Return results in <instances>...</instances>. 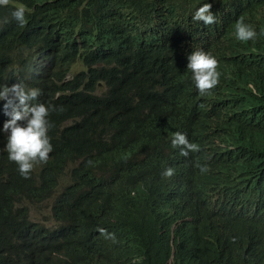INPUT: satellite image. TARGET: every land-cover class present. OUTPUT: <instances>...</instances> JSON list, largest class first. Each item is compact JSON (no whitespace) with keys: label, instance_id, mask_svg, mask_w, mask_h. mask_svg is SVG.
I'll use <instances>...</instances> for the list:
<instances>
[{"label":"trees","instance_id":"trees-1","mask_svg":"<svg viewBox=\"0 0 264 264\" xmlns=\"http://www.w3.org/2000/svg\"><path fill=\"white\" fill-rule=\"evenodd\" d=\"M206 3L213 24L193 19ZM18 6L28 10L23 27L11 19ZM4 17L0 85L38 88L33 103L57 111L49 160L24 178L3 150L0 102V264H264V0H10ZM141 17L154 21L157 42L222 61L226 76L205 106L172 104L176 85L165 80L143 108L110 111L112 95L132 103L135 86L122 77L150 66L123 45L122 19ZM241 17L254 42L236 38ZM104 43L122 54L75 50ZM175 132L200 151L182 156Z\"/></svg>","mask_w":264,"mask_h":264},{"label":"clouds","instance_id":"clouds-1","mask_svg":"<svg viewBox=\"0 0 264 264\" xmlns=\"http://www.w3.org/2000/svg\"><path fill=\"white\" fill-rule=\"evenodd\" d=\"M9 4L10 0H0V7H7ZM211 9V3L204 4L197 9L193 19L207 25L215 23L216 18ZM27 12L24 6L15 7V10L11 12V19L23 27L27 23ZM122 22L128 34L123 43L127 52L134 58L149 62L150 66L132 76L125 74L122 77L135 86L130 91L132 103H124L123 93L112 95L110 111L114 114H124L133 109L143 108L151 91L165 80H174L176 85V91L170 97L172 104L187 103L205 106L206 94L214 91L226 76L222 61L204 49L189 51L177 43L157 42L153 36L155 23L151 18L141 17L134 21L123 18ZM0 23L7 24L10 20L4 17ZM234 27L235 36L241 42H254L257 38L258 33L255 28L245 23L243 17L235 23ZM75 50L85 56L104 60L115 59L122 54L114 43L100 44L95 48L87 47L85 50L75 48ZM94 51L96 54L92 56ZM189 84L193 89H189ZM40 95V89L29 87L22 82L11 86L0 85V102H4V113L9 117L3 125V132L7 134L6 147L3 150L7 152L8 159L18 165L19 173L24 178H28L37 165L46 164L49 154L53 151L49 131L54 125L50 122L49 116L51 112L57 111V108L45 103H33ZM170 139L172 146L175 149L180 148V154L184 157H188L189 153L200 151L199 145L189 142L183 132L171 134ZM207 170L206 167H201L202 172ZM174 172L175 170L169 167L161 175L164 178H171ZM159 189L170 200L175 195L179 198L173 185H161Z\"/></svg>","mask_w":264,"mask_h":264},{"label":"rangeland","instance_id":"rangeland-1","mask_svg":"<svg viewBox=\"0 0 264 264\" xmlns=\"http://www.w3.org/2000/svg\"><path fill=\"white\" fill-rule=\"evenodd\" d=\"M81 67H82V63L79 60L75 61V64L73 65V68L74 69H79Z\"/></svg>","mask_w":264,"mask_h":264},{"label":"bare ground","instance_id":"bare-ground-1","mask_svg":"<svg viewBox=\"0 0 264 264\" xmlns=\"http://www.w3.org/2000/svg\"><path fill=\"white\" fill-rule=\"evenodd\" d=\"M13 1V0H12ZM31 11V10H30ZM155 38V37H154ZM166 40V39H165ZM170 81H173V80H170ZM82 84V83H81ZM83 102V101H82ZM94 123V122H93ZM95 124V123H94ZM85 127V126H84ZM150 133V132H149ZM149 136V135H148ZM128 140V139H127ZM153 143V142H152ZM111 146V145H110ZM126 146V145H125ZM3 155V154H2ZM216 191V190H215ZM221 193V192H220ZM245 199V198H244ZM246 225V224H245ZM243 226V225H242ZM236 228V227H235ZM241 228V227H239ZM238 231V230H237ZM249 234V233H248ZM238 235V234H237ZM241 236V235H240ZM243 236H241L242 238ZM247 237V236H246ZM242 240V239H241ZM228 241V240H227ZM239 241V240H238ZM223 258V257H222ZM220 262V261H219Z\"/></svg>","mask_w":264,"mask_h":264}]
</instances>
